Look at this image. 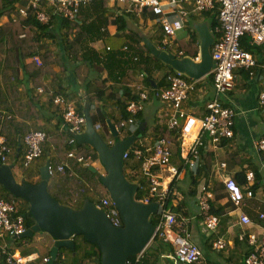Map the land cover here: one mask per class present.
<instances>
[{"label":"crops","instance_id":"0c3cea01","mask_svg":"<svg viewBox=\"0 0 264 264\" xmlns=\"http://www.w3.org/2000/svg\"><path fill=\"white\" fill-rule=\"evenodd\" d=\"M182 6V10L177 12L169 9L173 13L166 14L164 18L168 21L182 20L184 27L180 31L193 29L198 44L199 35L195 27L200 25H206L215 39L216 35L211 31L210 22L213 15L217 16L216 10L212 9L202 14H196L191 10L190 4L183 3ZM14 7L19 13V10L27 7V0H16ZM41 8L47 17V22H51L48 30L51 37L43 39L44 46L35 56L41 62V56L45 50L56 52L63 60L66 70L63 72L55 64L52 65L48 70L58 72L57 75L51 76L47 72L41 79L45 87L43 89L34 88L32 78L37 76V64H33L31 58L21 62L17 55L15 82L20 86V90L17 99L13 100H19L26 105L32 104L35 108L33 109L34 116L30 112L28 113L29 118L26 120L15 116L16 109L7 105V103L10 104L11 97L6 93H4L6 108L0 107V113L4 115L10 111L9 114L11 113L14 120L25 126L24 133L43 131L58 134L64 127L61 110L52 103V98L54 95H60L83 114L86 108L88 109L94 127L97 128V132L106 143L122 141L130 136H135L134 142H142L144 149L151 147L154 142L153 129L156 126H166L167 120L166 109L156 99L150 98L142 103V108L138 112L142 122L136 120L133 125L121 130L116 138L110 135L109 125L116 126L115 123L121 118V108L124 109L129 101H135L131 100L133 96L137 100L135 87L137 84H142L146 91L167 85V80L161 78L169 72L172 73V70L170 68L166 70L164 66L156 65L157 61L148 58L141 46L147 48L145 42H148L156 49H161L160 51L176 54L178 33L162 50L160 17L147 12L138 14L128 11L123 4H112L107 0H91L80 8L79 14L73 21L74 29L68 36L70 41L75 39L76 42L73 56L82 57L83 55L84 57V60L79 62L70 58L68 53H63L62 44L66 29L62 28L61 15L55 13L50 6L46 5ZM180 12L182 13L179 14ZM182 14L185 15L182 16ZM10 19L15 20V15L11 14ZM7 21V17H0V26ZM133 34L140 36V45L134 41ZM149 38L154 39L157 46ZM248 43L245 41V44L242 43V47L250 52L256 60V67L252 69L253 74L250 76L243 69L236 72L234 86L223 99L224 104L232 107L236 112L232 138L222 139L219 145L213 147L210 138L205 134L203 137L204 146L201 147L202 149H198L195 157H191V160L194 161V166L191 169L184 165L186 160L183 152L190 143L187 139L189 137L185 136L180 144L181 130L177 129V143L166 142L170 144L172 153L169 165L177 170L178 175L170 179L165 169L158 171L161 181L170 188L168 209L177 218L185 220L189 233L188 239L200 250L201 256L197 264H244V259L254 249L249 245L248 236L253 234L259 239L264 234V217L259 219L260 215H264V153H259L254 148L255 142L264 137V109L258 102V95L264 90V47H261L259 51L258 48ZM198 53L199 46L196 55ZM30 64L35 65L31 67L30 72L23 70L22 66ZM140 74H144L145 78L149 74L150 83L146 82L145 78L141 80ZM196 81H198L196 90L184 102L182 111L188 114L193 112L199 116L204 113L206 102L213 96V88L209 74ZM0 88L3 89L2 83H0ZM34 98L35 100L31 101ZM23 109L26 111L27 106ZM145 130L147 131L142 136L141 133ZM137 131H139L138 135ZM17 141L21 143V137H18ZM42 150L43 154L39 160L40 164L37 165V172H34L35 165L33 166V164L35 162L29 166H33L32 170H28L29 167H25V169L21 167L22 155L19 162H14L11 158L7 165L13 166L12 174L17 181L27 182L30 178V181L36 182L39 178V168L49 159L56 162L58 155L53 144L46 141ZM89 161L93 165L92 157ZM221 164L224 167H221ZM93 167L99 174L101 173L98 166L93 165ZM125 169L127 170L125 172L127 179H132L130 182L137 185L145 182L144 178L140 176L136 162L129 161ZM186 172L191 174V187L188 192L186 186H179L180 182L185 181ZM241 172L245 175L248 172H253L254 181L251 185L255 186V190L252 191L250 198L246 197L236 205L230 200L223 181L233 179L237 173ZM52 179L54 181V178ZM198 185L199 189H197ZM204 186L212 194L208 202L209 211L212 210L210 213L219 220L217 228L213 231L207 230L199 217V200ZM241 189L245 191L243 187ZM242 215L250 220V224L240 221ZM24 239L28 238H0V264H6L4 259L6 254L3 253V248H6L10 254L15 253L22 258L34 259L28 264H44L43 260L48 259L49 255L48 249L35 244L40 241V237L34 234L32 241ZM216 240H221L224 243L223 249L219 250L212 246ZM168 246L172 252L161 254L159 264H173V261L166 256L174 254V248L171 245ZM76 251H70V254H74Z\"/></svg>","mask_w":264,"mask_h":264},{"label":"built area","instance_id":"2783aa9c","mask_svg":"<svg viewBox=\"0 0 264 264\" xmlns=\"http://www.w3.org/2000/svg\"><path fill=\"white\" fill-rule=\"evenodd\" d=\"M91 0H27V7L19 10L23 17L30 9H35L36 19L45 24L47 17L41 11L42 4L53 8V11L60 14L62 18L74 21L75 16L79 14L82 6L88 4ZM112 4H123L128 11L138 14L147 12L153 16L160 17L159 26L162 32V50L169 45L174 36L183 29L182 20L168 21L164 16L182 10L183 3L190 4L191 10L196 14H201L215 9L217 14L218 26L214 30L216 35L210 46V57L212 68L209 71L213 96L206 102L204 113L196 116L193 112L190 114L182 111V106L190 95L196 90L198 81L192 80L183 74L172 71L166 77L167 85L162 88H154L146 91L142 84H137V100L129 101L126 104V112L129 117L119 123L120 130L133 125L135 116L142 108V103L153 98L166 109L167 117L166 127L168 129H178L180 132V144L183 138L189 137L190 143L183 150L185 153L184 165L191 169L194 161L191 157L197 155L198 149L204 146L203 137L206 134L210 138L213 147L220 144L222 139H231L233 136V126L235 122V110L224 104L226 93L231 91L234 86V78L239 70H246L248 75H252L256 67L254 56L242 47V39L245 38L249 45H253L260 51L264 47V0H107ZM180 12L179 14H181ZM185 14H182L184 16ZM160 49V48H159ZM161 50V49H160ZM164 51V50H163ZM178 59L185 58L181 52H175ZM264 53V52H263ZM193 62H200V53L193 58ZM32 61L40 65L36 56ZM141 80L144 74H140ZM53 104L61 110V118L66 133L70 135L68 145L74 146L75 140L73 135L83 131L85 124L84 116L78 112L76 107L67 102L61 96H55ZM259 105L264 109V90L258 95ZM95 129H97L95 127ZM22 143L25 148L23 153L22 164L29 167L42 155V146L46 139L43 131H28L22 136ZM111 145V142H108ZM170 144L164 139L157 138L151 147L144 149L142 142H133L124 152L123 160L126 162L134 161L139 164V173L145 182L139 184L138 192H143L139 202L157 204V212L152 215L155 217L154 237L162 243L170 244L174 248V254L166 256L173 261V264H197L200 260V250L196 245L190 242L189 233L187 232L186 222L179 219L168 209V198L170 188L164 185L158 176V171L165 169L168 177L173 179L178 175L177 170L169 165L172 155ZM258 152H264V137L259 138L254 145ZM11 153L10 148L4 136H0V161L5 162ZM69 160H75L79 166H90V157H76L75 149L66 152ZM224 167L223 164L220 165ZM67 164L48 165V174L51 177L63 173ZM253 174H246V183H253ZM171 182V180H170ZM169 182V184H170ZM224 186L229 194L230 200L238 205L244 198H250L252 193L246 190L244 193L239 186L232 180L223 181ZM212 194L207 187L202 188V195L199 200V217L204 227L213 231L219 223L218 218L209 211L208 202ZM108 218L111 225L115 228L122 226L119 213L109 196L102 197L98 200V206ZM260 215L259 219H263ZM150 218V219H151ZM240 221L244 224H250V220L242 215ZM26 230L24 217L21 214L17 203L14 200H5L0 198V238H14L23 234ZM153 237V238H154ZM249 245L254 247L253 252L244 259V264H264V234L258 239L256 235H249L247 238ZM216 249H223L224 243L216 240L213 245ZM6 254L7 264H27L34 259L22 258L17 254H10L6 248H3ZM137 259L139 256L136 257ZM44 263L48 259L43 260ZM126 264H130L126 261Z\"/></svg>","mask_w":264,"mask_h":264},{"label":"water","instance_id":"95a60500","mask_svg":"<svg viewBox=\"0 0 264 264\" xmlns=\"http://www.w3.org/2000/svg\"><path fill=\"white\" fill-rule=\"evenodd\" d=\"M199 35L200 62L190 58H176L173 54L156 49L145 42L150 54L168 68L179 72L192 80L206 76L212 68L210 46L214 41L206 25L195 27ZM85 125L81 133L73 135L76 144L89 146L97 155L104 174H99L100 184L107 190L114 203L122 226L111 225L105 213L91 202H85L79 209L61 206L47 192L50 179L47 162L39 168V182L32 184L16 181L12 166L0 165V185L15 198L28 203L29 215L35 224L19 235V238H31L38 232H45L53 239L47 264H54L59 249L74 251L73 237L82 236L100 253V264H126L131 257L140 256L153 240L155 227L150 221L157 212V204H145L136 200L138 185L126 179L123 169V154L134 142L135 136L125 140H116L111 146L102 139L88 114L84 113ZM110 135L118 136L115 126L109 125ZM140 138V136H138ZM96 173L97 170L90 167Z\"/></svg>","mask_w":264,"mask_h":264},{"label":"trees","instance_id":"16d2710c","mask_svg":"<svg viewBox=\"0 0 264 264\" xmlns=\"http://www.w3.org/2000/svg\"><path fill=\"white\" fill-rule=\"evenodd\" d=\"M15 2L16 0H0V17L5 16L8 18V21L0 26V83L3 84V89L0 88V107L6 108L5 106L6 97L4 98V93H6L9 97H11L10 104L7 103V105L8 106L11 105L13 106V108L16 109L14 115L22 120H26L29 118L28 113L29 112L33 113V109L35 108L34 106H32V104L26 105L19 100H13L14 98L17 99V95L20 90V86H18L15 82L16 57L18 55L20 61L23 62L25 59L32 58L33 56H35L36 53L41 49V47L44 46V44L42 43L43 39L51 37L50 34L48 33V30L50 28L49 24L51 22L48 21L46 24L40 23L34 15V9H30L27 12L26 17L21 16L15 10L14 7ZM11 14L15 15L16 17L15 20L10 19ZM61 25L62 28L66 29V32L64 34L65 36L64 41L62 44L63 53H68L70 55V58L76 61L79 62L83 61L84 60L83 55L82 57H79L77 55L73 56V49L76 43L75 39H72L71 41L68 39L69 33L74 29L73 21L61 17ZM217 25H218L217 16L213 15L210 22V28L212 32H214ZM187 35H188L187 41L182 39L177 41L176 52H181L183 56L194 57L198 51V46H199L197 37L193 29L189 31ZM132 36L135 39L134 41L140 45L141 44L140 36L138 34L136 35L133 34ZM241 41L242 43L245 44L246 40L245 38H243ZM141 48L147 54L148 58L160 62L156 58L150 55V53L148 52L147 48H145V46H141ZM59 56L60 55L57 54L56 52L53 53V51L45 50V52L41 56L40 65H37L36 68L37 76L35 78H32V84L34 88L43 89L45 87L42 84L41 79L46 75L47 72H49L51 76L57 75L58 72L55 73L53 70H50L51 72L48 70L49 68H51L52 65L55 64L63 72L66 70L65 64L63 63V60ZM157 62L156 65L161 67L164 66L161 64H157ZM32 63L34 64L36 62L33 61ZM33 64H30L29 66H22V68L23 70L30 72L31 67L35 66ZM148 75L147 78L145 77L144 78L146 79L145 80L146 82L150 83L151 77H149ZM167 75L168 73L165 74V76H163L161 79L165 80ZM34 100L35 98L31 99V101ZM131 100H136V97L133 96ZM25 105L27 106V110L23 111L25 110L23 108H26ZM125 108L124 109L121 108V118H120L121 121L126 120L129 117V114L125 111ZM8 109L11 110V108ZM78 111L80 112V110ZM9 112L5 113L4 115L0 113V119H1L0 135L5 136L9 141L10 146L13 147L14 149H17L19 147L17 138L22 137V135L26 131V128L19 121H15L14 117H12L11 113L9 114ZM32 116H34V113ZM135 119L138 120L140 123L142 122V118L139 114L135 116ZM120 120H118L115 123L117 126L119 125ZM146 131L147 130L141 133L142 136H144ZM136 134L138 135L139 131H137ZM152 134L154 136V138L152 137L154 141L156 138H162L167 142L173 141V143L175 144L177 143L176 141V135H178L177 129H168L166 126L163 127L156 126L153 129ZM69 138L70 135L66 133V128H63L58 134H52L48 132L46 133L45 142L48 141L51 144H53L54 149L56 150L58 155V159L56 160V162H53L51 159L47 160V162H49L52 165H59L64 163L67 164V167H64L63 173L55 177L58 178L55 184L51 181V179L47 181V185H46L47 192L61 206L69 207L72 209H79L82 206V204L85 202H91L94 205L98 206V200L102 197L108 196L107 190L99 182V173L91 172L89 170V166L82 167L79 166L75 160H69L67 158L66 152L71 149H75L76 157H80V156L84 158L93 157L94 159H97V155L94 152V150H92L86 145H79V144H75L74 146L68 145ZM20 159H21V146L18 156H16V154L13 155L14 162H19ZM22 168L25 169L24 167ZM130 180L132 179H129V181ZM232 180L239 186L240 189L241 187H243L245 191L249 190L251 193L253 190H255V186L251 184H250L251 186L247 185L246 175L243 172L237 173ZM27 181L31 182L30 178ZM38 182L39 180L36 181V183ZM245 191L242 192L244 193ZM142 195L143 192L141 191L137 192L136 200L141 199ZM0 198H4L6 200L17 199L13 197L10 193H8L1 185H0ZM169 199H170V195L168 198V202ZM73 203H77V204L74 205ZM28 210H29V205L28 203H26L25 206L21 208V213L26 215V217L24 218L26 227H30L31 225L35 224V221L29 215ZM150 221L154 225L155 217L151 218ZM77 238L81 239L82 242L88 244L92 248L91 252H84L83 258L90 260L97 259V264H100L99 251L93 245L89 244L82 236H78ZM31 239L32 238H28L24 240L29 241ZM168 245L170 244L162 243L156 237H154L138 259L136 257H131L128 259V261L130 264H159L161 254L172 252L170 246ZM77 247L78 246L75 243L74 251L77 250ZM4 259L7 264L6 258ZM65 260L66 258L63 259L62 257L60 258L58 256L54 264H64ZM76 262H77L76 258L71 257V259L69 258L66 264H76Z\"/></svg>","mask_w":264,"mask_h":264},{"label":"rangeland","instance_id":"374dc122","mask_svg":"<svg viewBox=\"0 0 264 264\" xmlns=\"http://www.w3.org/2000/svg\"><path fill=\"white\" fill-rule=\"evenodd\" d=\"M191 27V26H190ZM188 32H189V29L188 30H183L182 32L181 31H179L178 32V34H177V37L179 38L178 40H185V41H187L188 39ZM149 37V36H148ZM152 42H153V44L155 45V46H157V43L155 42V40L154 39H152V38H149ZM200 43V42H199ZM157 64H161V65H164V64H162V63H160V62H157ZM164 69H166V70H169V68L167 67V66H165L164 65ZM161 71H162V68H161ZM90 148V147H89ZM93 150V149H92ZM94 158L92 157V161H91V163L94 165V166H98L97 168L102 172V173H104V170L102 169V167L100 166V164H99V161H98V159H95V160H93ZM37 163V164H36ZM35 164H33V166L35 165V170H34V172L36 171L37 172V170H36V168H37V165L38 164H40L39 163V160L36 162ZM33 166H31V167H29L28 168V170H30ZM94 168V167H93ZM27 170V171H28ZM32 170V169H31ZM15 171V170H14ZM127 170L124 168V173L126 172ZM190 176H191V174L190 173H188V172H186V179H185V181L184 182H180L179 183V186H181V187H183V186H186V191L188 192V190L190 189V187H191V178H190ZM57 179L58 178H54V181H52L53 179H51V181L55 184L56 182H57ZM39 180V178L36 180V181H38ZM32 182V181H31ZM32 183H35V182H32ZM197 189H199V185L197 186ZM186 197H188V195L186 194ZM16 201L17 202H19L20 204H21V207L23 208L24 206H25V204L27 203V202H25L24 200H22V199H16ZM36 236H39L40 237V241L39 242H37V243H35V244H37V245H39V246H41V247H45L46 249H48V255H49V253H50V250H51V248H52V246H53V239L50 237V235H48V234H46L45 232H38V233H36ZM74 240H75V243H76V245H77V243L79 244L78 245V249H77V251L74 253V254H70V250H68V249H66V248H61V249H59V257L61 258H63V259H65L66 258V260H65V263L64 264H66V262L69 260V258L71 259V257H73V258H76V260H77V262H76V264H97V259H84L83 258V253L84 252H91L92 251V248L88 245V244H86V243H84V242H82V241H79L78 242V240H81V239H78L77 237H74L73 238ZM30 241H32V239L31 240H29V242ZM21 251H23V250H21ZM27 252V251H26ZM28 253V252H27ZM100 261V260H99Z\"/></svg>","mask_w":264,"mask_h":264},{"label":"clouds","instance_id":"9594fccd","mask_svg":"<svg viewBox=\"0 0 264 264\" xmlns=\"http://www.w3.org/2000/svg\"><path fill=\"white\" fill-rule=\"evenodd\" d=\"M42 6H46V5H42ZM42 9V8H41ZM29 11V10H28ZM27 11V12H28ZM204 13V12H203ZM202 14V13H201ZM26 15H27V13H26ZM34 15H35V9H34ZM26 17V16H25ZM218 22V21H217ZM47 23V22H46ZM45 23V24H46ZM218 26V25H217ZM169 54V53H168ZM174 55V54H173ZM175 56V55H174ZM191 58H193V57H191ZM32 59V58H31ZM182 59V58H181ZM37 64V63H36ZM172 70V69H171ZM172 71H174V70H172ZM56 96H58V95H56ZM55 97V96H54ZM53 97V98H54ZM53 98H52V100H53ZM53 103V102H52ZM126 111V110H125ZM79 112V111H78ZM79 113H81L83 116H84V114L82 113V112H79ZM85 118V117H84ZM1 120V119H0ZM135 121H136V119H135ZM62 125H63V123H62ZM85 125V124H84ZM119 126V125H118ZM117 125L115 126V128H118L119 129V127H118ZM83 129H84V127H83ZM97 130V129H96ZM117 131V130H116ZM120 132H121V130H120ZM46 134V133H45ZM118 135H119V133H118ZM0 136H3V135H0ZM23 136V135H22ZM5 137V136H4ZM22 138V137H21ZM5 139H6V142H7V144H8V147L10 148V150H11V153L9 154V156L7 157V160L5 161V162H1L0 161V165H7L8 163H9V161L11 160V158H13V155L14 154H16V155H18L19 154V151H20V146H21V155H22V159H23V153H24V150H25V148H24V146H23V143H22V139H21V143L19 142V147L17 148V149H14L13 147H11L10 146V144H9V141L7 140V138L5 137ZM45 143V142H44ZM114 143V141L113 142H111V145ZM154 143V142H153ZM108 144V143H107ZM111 145H109L108 144V146H111ZM22 146H23V152H22ZM89 147V146H88ZM42 149H43V146H42ZM15 150H16V152H15ZM258 152V151H257ZM259 153H264V152H259ZM42 154H43V150H42ZM41 157H42V155H41ZM41 157L39 158V159H37L36 161H35V163L38 161V160H40L41 159ZM98 159V158H97ZM47 163V162H46ZM45 163V164H46ZM49 163V162H48ZM128 163L129 162H126V161H124V164H125V166H124V168H126V166H128ZM137 163V162H136ZM44 164V165H45ZM50 164V163H49ZM138 164V163H137ZM43 165V166H44ZM13 167V166H12ZM22 167H24L23 166V164H22ZM90 167H93V165H91L90 164V166H89V168ZM25 168V167H24ZM123 171H124V169H123ZM138 171H139V164H138ZM100 174H104V173H100ZM56 176H54V177H51L50 176V179H52V178H55ZM254 178V177H253ZM49 179V180H50ZM48 180V181H49ZM17 181V180H16ZM24 181V180H23ZM253 181H254V179H253ZM19 182V181H18ZM24 182H26V181H24ZM28 182V181H27ZM28 183H32V182H28ZM36 183V182H35ZM35 183H32V184H35ZM247 185H250V184H247ZM139 187V186H138ZM14 197V196H13ZM4 199V198H3ZM17 199H19V198H17ZM6 200V199H5ZM11 200H13V199H11ZM16 203H17V205H18V208H19V210H20V212H21V207H20V203L19 202H17L16 200H14ZM29 211V210H28ZM22 214V213H21ZM23 215V217L25 218L26 217V215H24V214H22ZM34 220V219H33ZM25 222V221H24ZM26 226V225H25ZM31 227V226H30ZM30 227H26V230L28 229V228H30ZM75 237H78V236H75ZM14 238H19V237H14ZM32 238V237H31ZM74 238V237H73ZM74 243H75V240H74ZM75 250V249H74ZM73 252V251H72ZM58 255H59V253H58ZM58 255H57V257H58ZM57 257H56V259H57ZM49 259V258H48ZM56 261V260H55ZM54 261V262H55ZM28 264V263H27ZM47 264V263H46Z\"/></svg>","mask_w":264,"mask_h":264},{"label":"bare ground","instance_id":"6f19581e","mask_svg":"<svg viewBox=\"0 0 264 264\" xmlns=\"http://www.w3.org/2000/svg\"><path fill=\"white\" fill-rule=\"evenodd\" d=\"M188 139V142L191 140L190 138H187Z\"/></svg>","mask_w":264,"mask_h":264}]
</instances>
